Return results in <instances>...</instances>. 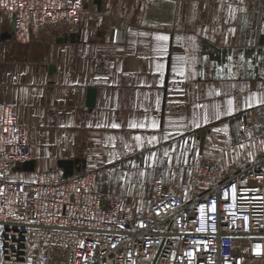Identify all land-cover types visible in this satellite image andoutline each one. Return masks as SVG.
Here are the masks:
<instances>
[{
	"label": "crops",
	"instance_id": "0c3cea01",
	"mask_svg": "<svg viewBox=\"0 0 264 264\" xmlns=\"http://www.w3.org/2000/svg\"><path fill=\"white\" fill-rule=\"evenodd\" d=\"M261 101L264 0H85L71 30L0 32V103L35 151L14 176L78 160L103 204L122 199L129 214L146 210L162 161L163 190L188 201L264 155ZM253 118L262 133L245 139Z\"/></svg>",
	"mask_w": 264,
	"mask_h": 264
},
{
	"label": "built area",
	"instance_id": "2783aa9c",
	"mask_svg": "<svg viewBox=\"0 0 264 264\" xmlns=\"http://www.w3.org/2000/svg\"><path fill=\"white\" fill-rule=\"evenodd\" d=\"M84 2L0 0V13L24 42L43 26L73 29ZM261 133L242 127L245 139ZM34 154L28 126L0 103V264H264V155L188 201L163 190L162 161L146 210L129 214L122 199L103 204L95 169L10 176Z\"/></svg>",
	"mask_w": 264,
	"mask_h": 264
},
{
	"label": "water",
	"instance_id": "95a60500",
	"mask_svg": "<svg viewBox=\"0 0 264 264\" xmlns=\"http://www.w3.org/2000/svg\"><path fill=\"white\" fill-rule=\"evenodd\" d=\"M94 2H96L97 4H99L100 0H94ZM3 36H10V33L8 32H5L3 33ZM71 38L74 37V35H70ZM90 102L92 103V98L90 99ZM202 138L201 137V141H202ZM78 164V160H74L73 162L72 161H62L59 165V167L62 169L63 171V175L64 176H70L72 175V173L74 171H80L84 168V166L82 165H76ZM74 165L76 167H74ZM22 172H32L34 170V161L33 160H30V161H26L24 163L21 164V166L18 167Z\"/></svg>",
	"mask_w": 264,
	"mask_h": 264
},
{
	"label": "rangeland",
	"instance_id": "374dc122",
	"mask_svg": "<svg viewBox=\"0 0 264 264\" xmlns=\"http://www.w3.org/2000/svg\"><path fill=\"white\" fill-rule=\"evenodd\" d=\"M7 28H8V19L5 15L0 13V32L7 30ZM10 176L17 177L14 175H10ZM244 264H262V262L259 261V259H255L254 261L246 260Z\"/></svg>",
	"mask_w": 264,
	"mask_h": 264
},
{
	"label": "snow or ice",
	"instance_id": "6c2138e0",
	"mask_svg": "<svg viewBox=\"0 0 264 264\" xmlns=\"http://www.w3.org/2000/svg\"><path fill=\"white\" fill-rule=\"evenodd\" d=\"M158 39H166V37H158ZM262 103H264V101H261ZM229 112H231V104H232V101H229ZM136 125H132V127H135ZM113 127H116V125H113ZM137 139H139V137H137ZM213 210H214V206H213ZM201 211L203 212V209H201Z\"/></svg>",
	"mask_w": 264,
	"mask_h": 264
},
{
	"label": "bare ground",
	"instance_id": "6f19581e",
	"mask_svg": "<svg viewBox=\"0 0 264 264\" xmlns=\"http://www.w3.org/2000/svg\"><path fill=\"white\" fill-rule=\"evenodd\" d=\"M254 119V122L259 125L261 122L257 119V118H253Z\"/></svg>",
	"mask_w": 264,
	"mask_h": 264
},
{
	"label": "flooded vegetation",
	"instance_id": "af4514ba",
	"mask_svg": "<svg viewBox=\"0 0 264 264\" xmlns=\"http://www.w3.org/2000/svg\"><path fill=\"white\" fill-rule=\"evenodd\" d=\"M8 33H9V31H8Z\"/></svg>",
	"mask_w": 264,
	"mask_h": 264
}]
</instances>
